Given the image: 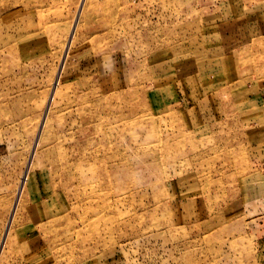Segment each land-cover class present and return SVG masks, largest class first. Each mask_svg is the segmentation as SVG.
I'll return each instance as SVG.
<instances>
[{"label": "rangeland", "instance_id": "obj_1", "mask_svg": "<svg viewBox=\"0 0 264 264\" xmlns=\"http://www.w3.org/2000/svg\"><path fill=\"white\" fill-rule=\"evenodd\" d=\"M0 264H264V0H0Z\"/></svg>", "mask_w": 264, "mask_h": 264}]
</instances>
